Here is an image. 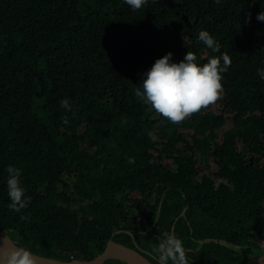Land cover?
Masks as SVG:
<instances>
[{
	"label": "trees",
	"instance_id": "obj_1",
	"mask_svg": "<svg viewBox=\"0 0 264 264\" xmlns=\"http://www.w3.org/2000/svg\"><path fill=\"white\" fill-rule=\"evenodd\" d=\"M261 11L264 0H148L135 11L124 0H0V231L66 261L93 258L111 239L157 264L150 253L165 231L183 241L189 264L261 255ZM202 30L231 59L222 110L240 148L217 141L221 113L202 110L180 131L134 95L169 52L173 62L194 52L201 64L219 55L198 40ZM197 152L215 169L197 171ZM8 165L31 197L19 213L8 207Z\"/></svg>",
	"mask_w": 264,
	"mask_h": 264
},
{
	"label": "clouds",
	"instance_id": "obj_2",
	"mask_svg": "<svg viewBox=\"0 0 264 264\" xmlns=\"http://www.w3.org/2000/svg\"><path fill=\"white\" fill-rule=\"evenodd\" d=\"M132 10H140L148 0H124ZM219 3L220 0H214ZM257 20L264 22V11L257 14ZM198 40L212 50L220 53V44L206 30L198 34ZM172 53L155 60L150 69L142 73V83L135 89L134 95L145 105L172 124H181L191 116L216 104L223 92V73L231 66L228 54L209 56L204 63H199L194 52L187 51L183 59L173 62ZM203 58H205L203 56ZM264 79V69H257ZM60 106L70 110L67 98L59 101ZM223 109V106H222ZM220 114V113H216ZM67 122V117L64 118ZM134 161L130 158L129 163ZM7 194L10 199L8 207L19 213L31 203V197L25 198V189L21 185V170L13 165L6 169ZM22 220L24 216L20 217ZM157 264H189L187 250L183 241L176 234L165 231L159 243L152 247ZM72 261L79 260L74 256ZM0 264H35L33 254L23 246L6 251L0 256Z\"/></svg>",
	"mask_w": 264,
	"mask_h": 264
},
{
	"label": "water",
	"instance_id": "obj_3",
	"mask_svg": "<svg viewBox=\"0 0 264 264\" xmlns=\"http://www.w3.org/2000/svg\"><path fill=\"white\" fill-rule=\"evenodd\" d=\"M18 245L4 232L0 231V256L6 251L16 248ZM33 254V253H32ZM35 264H103L108 258H117L125 262V264H154L140 250L109 240L103 250L93 258L87 260L62 261L53 258H46L33 254ZM243 264H264V252L252 258Z\"/></svg>",
	"mask_w": 264,
	"mask_h": 264
},
{
	"label": "rangeland",
	"instance_id": "obj_4",
	"mask_svg": "<svg viewBox=\"0 0 264 264\" xmlns=\"http://www.w3.org/2000/svg\"><path fill=\"white\" fill-rule=\"evenodd\" d=\"M204 59L205 61H201L202 63L206 62L207 60V56L204 55ZM199 57H197L198 59ZM223 93H222V98L214 105L212 106H209L207 109L213 111L214 113H221L224 117H226L225 121H224V124L223 126L217 130V141L218 142H222L223 140L227 142V144H229V142L231 141H234L237 145L238 148H240V143L238 141V139L236 138V132L233 130V127H232V120H231V116L232 114L222 110V103H223ZM149 112H155L153 109H151V107L149 106ZM156 113V112H155ZM156 117H162L160 116L159 114L156 113ZM163 118V117H162ZM178 129L180 131L184 130V127H182V123L181 124H178ZM197 155H194L195 159L197 160L196 162V167H197V171L199 170H205L207 173H209L210 170H214L215 169V166L214 164H211L208 160L210 159H206V165L207 167H205V164L202 162V158L200 159V153L197 152L196 153ZM165 162L169 163L170 161L169 160H163L161 159L160 163L161 164H164ZM207 162L209 163V166L207 164ZM131 197L132 198H138L139 197V193L138 192H134L131 194ZM80 198H78L77 200H79ZM153 200H151L150 202H152ZM263 252V251H262ZM55 259V258H54ZM79 260H83V257H79ZM62 261H66V260H62ZM68 261V260H67ZM75 262V261H73Z\"/></svg>",
	"mask_w": 264,
	"mask_h": 264
},
{
	"label": "built area",
	"instance_id": "obj_5",
	"mask_svg": "<svg viewBox=\"0 0 264 264\" xmlns=\"http://www.w3.org/2000/svg\"><path fill=\"white\" fill-rule=\"evenodd\" d=\"M260 245H261V247L263 248V251H264V239H262L260 241ZM70 256H71V258H73V254H71Z\"/></svg>",
	"mask_w": 264,
	"mask_h": 264
}]
</instances>
